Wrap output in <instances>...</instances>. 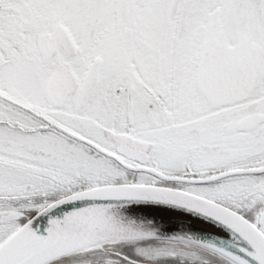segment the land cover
<instances>
[{
  "label": "snow or ice",
  "instance_id": "snow-or-ice-1",
  "mask_svg": "<svg viewBox=\"0 0 264 264\" xmlns=\"http://www.w3.org/2000/svg\"><path fill=\"white\" fill-rule=\"evenodd\" d=\"M144 202L237 251L140 256L264 264V0H0V264H119Z\"/></svg>",
  "mask_w": 264,
  "mask_h": 264
},
{
  "label": "water",
  "instance_id": "water-1",
  "mask_svg": "<svg viewBox=\"0 0 264 264\" xmlns=\"http://www.w3.org/2000/svg\"><path fill=\"white\" fill-rule=\"evenodd\" d=\"M83 206L85 203L68 204L54 211L52 216L63 218L65 213ZM122 213L127 219L143 226L144 230L154 232L157 238L150 240L190 239L237 251L236 241L225 229L182 208L153 202L131 203L122 209ZM174 220L175 223H170ZM48 226V218L43 217L38 225L42 234L46 235Z\"/></svg>",
  "mask_w": 264,
  "mask_h": 264
},
{
  "label": "flooded vegetation",
  "instance_id": "flooded-vegetation-1",
  "mask_svg": "<svg viewBox=\"0 0 264 264\" xmlns=\"http://www.w3.org/2000/svg\"><path fill=\"white\" fill-rule=\"evenodd\" d=\"M169 241H151L147 243H134V244H124L121 245L116 252L120 253V256H116L114 253H110L109 255L111 258L116 259L119 264H130L128 260L134 261L136 264H201V261L193 262L186 256L177 255L174 259L173 258H159V259H146L138 254L139 249L144 250H157L163 247L168 246ZM180 252H193L198 251L201 255L203 260L208 261V264H224V262L215 257L210 255L206 252L197 249H185L182 246L178 249ZM121 256H126L128 260H122ZM97 264H102V261L97 262Z\"/></svg>",
  "mask_w": 264,
  "mask_h": 264
},
{
  "label": "bare ground",
  "instance_id": "bare-ground-1",
  "mask_svg": "<svg viewBox=\"0 0 264 264\" xmlns=\"http://www.w3.org/2000/svg\"><path fill=\"white\" fill-rule=\"evenodd\" d=\"M173 219H177V218H173ZM176 220H174L173 222H170V223H175Z\"/></svg>",
  "mask_w": 264,
  "mask_h": 264
}]
</instances>
